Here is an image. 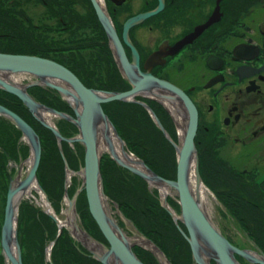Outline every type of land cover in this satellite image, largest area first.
Returning <instances> with one entry per match:
<instances>
[{
	"label": "flooded vegetation",
	"instance_id": "obj_1",
	"mask_svg": "<svg viewBox=\"0 0 264 264\" xmlns=\"http://www.w3.org/2000/svg\"><path fill=\"white\" fill-rule=\"evenodd\" d=\"M25 1H16L18 21L33 24L41 49L28 55L63 66L91 90L98 89L95 80L119 83L121 92L132 82L143 84L123 102L125 112L128 104L141 106L161 136L173 140L169 169L176 168L177 146L194 119L195 179L197 171L217 210L233 224L234 237L221 234L236 250L264 263V0H95L103 18L92 0ZM146 76L177 88L186 103L169 87L143 81ZM31 87L48 92L49 101L64 102L72 115L63 112L75 115L67 98L75 95L70 85L66 95L41 83L25 87L27 93ZM10 95L0 88V105L12 111ZM125 117L128 121V111ZM14 135L13 123L0 114V228L9 186L18 178L5 168L16 164ZM181 230L184 243L179 236L167 237L163 249L157 246L167 252V264H218L200 241L197 261L183 224ZM133 247L143 264H160L150 247ZM232 254L235 264H263Z\"/></svg>",
	"mask_w": 264,
	"mask_h": 264
},
{
	"label": "water",
	"instance_id": "obj_2",
	"mask_svg": "<svg viewBox=\"0 0 264 264\" xmlns=\"http://www.w3.org/2000/svg\"><path fill=\"white\" fill-rule=\"evenodd\" d=\"M95 5V0H92ZM99 15L103 18L100 10ZM6 78L3 77L4 74ZM17 73H29L31 77L36 80L32 83H28L26 85H15L9 76H14ZM64 80L66 81L70 87L73 88L75 95L71 96L75 98L76 109H75V117L71 118L65 113L58 112L57 110L47 108L46 106L37 103L33 100L29 94H27L25 87L32 84H44L49 88H55L63 95L69 94V92L63 88L61 85L54 84V81ZM147 82L152 80L153 82L164 86L169 87L171 91L179 94L182 97L183 101L186 103V97L184 94L179 91L177 88L173 86H168L160 80H153L150 76H146L142 79ZM132 88L126 92H100L96 90H91L84 87L83 84L70 73L66 68L61 65L56 64L51 60H47L41 57H35L31 55H21V54H9V53H1L0 52V88L8 91L10 94L19 98L25 105L28 111L34 116V118L41 122V124L47 128L50 132H53L56 137V142L60 149L61 141H66L68 143H74V141L80 142L84 148V168L82 174L84 176L83 184H84V193L86 195V202L88 206V211L90 216L95 221V224L101 231L103 237L106 239L108 243V251L97 260L102 264H110L109 257H113L117 263L120 264H142L132 253L131 247L123 235L122 231L116 226L111 217L108 216L107 210H105L102 205V197L105 198V195L102 191L101 178L99 173V158L100 154L97 150V140H96V122L97 120H103L106 124L109 125L108 119L103 113L101 108V104H105L107 102H112L115 100L126 101L128 97L132 98L136 96L137 92L142 89L141 83H131ZM136 102V101H135ZM139 103V101H137ZM136 102V103H137ZM144 106V104H142ZM78 106V109H77ZM146 109L147 106H144ZM81 108V109H80ZM40 111H46L48 113H53L60 119H65L70 121L72 124L74 123L79 130V135L77 138L68 139L62 137L54 126H50L47 122L43 121V119L39 116ZM0 114L4 115L8 118L13 124L23 133L27 142L30 146V152L32 154V162L31 168L29 169L26 177L16 186L9 187V191L6 196V206H5V214L3 218V225L1 228V246L3 252L7 254L10 259L11 264H22L21 257L19 252L18 243L16 242V231L13 228V222L16 223L14 217V208L17 203H15V207L13 205L14 196L20 192L23 188L28 186L35 179V172L38 168V163L40 160V144L38 143V137L35 132H33L32 128L24 122V120L14 112L5 109L0 105ZM157 122V121H156ZM190 127L186 131L183 136L181 149H178L177 152V164H176V177L173 181L167 180L156 175L152 170L150 171L146 165L140 160L139 164L142 165L143 169L146 171H139L130 165H127L123 161H120L119 158L116 157L111 148H108L111 157L114 161L117 162L121 167L126 169L127 171H131L136 174L140 178L144 179L146 182L151 184L152 182H157L161 185H165L167 187L175 189L178 194V201L180 206V220L187 228L189 236L186 237L189 244L191 245L192 253L194 258L199 261V244L197 241V237L204 240V244H206L207 248L211 250L210 254L215 258L218 264H235L233 259L232 252H237L245 257L251 259L252 261H258L263 263L256 258L250 257L244 251L236 250L231 244L227 243L221 233H219L213 224L206 217L205 213L202 211L199 202L194 198L192 192L188 185L187 175H188V164L190 161V156L194 150L193 147V134L195 131V121L192 119L189 123ZM157 126L160 125L157 122ZM162 128V127H161ZM163 129V128H162ZM172 144H174L172 142ZM196 179L197 182H200V179L197 177L196 171ZM154 183V184H155ZM76 195V194H75ZM72 198L73 200L76 196ZM71 199V200H72ZM55 222L57 221L51 215H49ZM60 231L61 229L58 228ZM13 238V242H15V253L16 257H12L9 254L7 247V240ZM264 264V263H263Z\"/></svg>",
	"mask_w": 264,
	"mask_h": 264
},
{
	"label": "trees",
	"instance_id": "obj_3",
	"mask_svg": "<svg viewBox=\"0 0 264 264\" xmlns=\"http://www.w3.org/2000/svg\"><path fill=\"white\" fill-rule=\"evenodd\" d=\"M16 1L17 0H0V30L4 32L3 35H0V52L37 55V50L41 49L38 48V45H35L36 38L33 35V24L30 22L26 23V21L24 25L19 23L18 14H16ZM25 2H27V5L30 3L29 0H26ZM23 26H25V28ZM47 44L49 45V40H47ZM77 71L80 72L79 69ZM95 83H98V86L96 87L100 90L105 89L115 91L119 89V83L116 82L111 85H107L101 80H95ZM28 89L30 95L35 100L39 102L41 101L46 106L59 111H62V109L64 110V108L67 109L66 104L62 101H49L50 94L45 92L43 89L36 87ZM1 94L3 95V93ZM44 94H46L47 97H45ZM10 101L11 110L19 114L29 125H31L39 136L42 156L37 170V176L38 179L41 180L43 179L41 177L42 167L44 166L43 162H45L46 159L50 160L53 156L57 155L56 159L58 160V163H61V158L56 144L57 142H55L54 135L50 134L51 132H49V130L44 128L31 117L30 113H28L20 100H17L14 96L10 95ZM128 106L129 109H131V114L128 111V121L126 117H124L125 104L123 102L115 101L107 103L103 105L102 108L104 113H106L107 117L112 122L114 129H116L120 138L124 140L126 148L131 150L136 157L143 160L150 170H153L161 177L170 178L169 174L166 173L172 170L169 169L166 164H170L171 160L173 161V148H171L170 144L164 139V137L161 136L157 128L154 127L150 117L147 116L146 111L141 106L134 104H128ZM66 112L72 115L70 110L67 109ZM122 112H124V118H122ZM59 123L60 126L58 127V131H60L62 136L69 137L78 132L74 125L64 120ZM13 133L16 135L15 138H18L17 134L20 133L16 129H14ZM64 147L65 149L68 147L66 142L62 143V151ZM99 162V172L101 173L103 193L108 199L112 200L115 205H117L121 214L124 215V217L142 236H146L153 244L162 249L166 243L170 242L165 240L167 237L172 238L179 236L180 241L184 243V240L179 234L176 226L173 224L169 213L161 207L158 201L157 192L151 193L148 191L147 182L132 172H128L123 169L119 165L117 166V164L108 155L101 157ZM169 202L173 205L171 201ZM80 212L86 228H91V224L96 227L92 217L89 215L86 201L84 208L82 207ZM25 218H27V216H25ZM43 218L49 220L50 227H55L50 218L45 216H43ZM22 219L23 215L20 214L17 219V237L21 246L22 263L27 264L25 256L26 252H24V248L29 253L32 248L31 241L38 238V242L40 244L39 251L42 252L44 245L43 239H45L48 229L46 228L43 230L40 223L36 221L34 224V230H32L30 222V225L25 228L26 231H22ZM96 229L99 232L98 227H96ZM55 233L56 231L54 229V234L51 237L52 240L55 238ZM99 234L101 235L100 232ZM66 236L67 233L63 231L57 237V241L51 249V262L53 264H100L91 257L89 258L85 251L80 249V247L78 248L71 238H67L65 249L64 243ZM163 251L166 252L165 250ZM62 253L70 254L71 259L68 255L67 258L64 257ZM39 256L43 257V252ZM38 262L39 264H44L41 261V258Z\"/></svg>",
	"mask_w": 264,
	"mask_h": 264
},
{
	"label": "rangeland",
	"instance_id": "obj_4",
	"mask_svg": "<svg viewBox=\"0 0 264 264\" xmlns=\"http://www.w3.org/2000/svg\"><path fill=\"white\" fill-rule=\"evenodd\" d=\"M3 34H4V32L2 30H0V35H3ZM18 78L20 81V82H18L19 84H24V83L28 82L29 80H33V78L30 75L28 76V75H24V74L19 76ZM54 110H56V109H54ZM66 110L67 109L64 108V110L62 109V112L63 111L66 112ZM130 110L131 109H127L126 112L129 111L131 114ZM57 111L60 112L59 110H57ZM123 114H124V112H122V118L125 117V114H124V117H123ZM52 116L53 117H51V119H50V121H52V123L50 125L58 128L60 126L59 118L55 115H52ZM7 134L10 135L9 132ZM50 134H53V133H50ZM78 135L79 134H75L73 137L69 136L68 138L74 139V137L77 138ZM15 137H16V135H14V144H16L15 145L16 164L15 163L13 164L10 162V164L5 165V168L8 171L12 170L13 174H15L17 172V177H21L23 175H24V177H26L25 175L27 174V171H28L27 168L28 167L25 164H26V161L30 160V158L32 157L31 156L32 154H31L30 148H29V143L21 134H17L18 138H15ZM121 147H122V150H124L122 144H121ZM171 148H172V146H171ZM63 151H64V153H66L65 156H63V158L65 157L67 159L68 163H70L69 168L72 169L73 172L83 171V168H84L83 146L81 144H77V143H74V144L69 143L67 149H65V147H64ZM63 151H62V153H63ZM107 151H108V149L107 150H99L100 156L105 157V156L109 155V153H108L109 151L108 152ZM54 155H55V153H54ZM56 156L57 155L53 156V158H51L50 160L46 159L45 162H43L44 166L42 167V172H41V177L43 179L39 180L38 176H37L38 171L36 172L35 181H36V184L39 188V191H34L32 196L22 197V199L16 205V208L18 209V211H17V214L15 215V220L18 219L19 211H20V214L23 215V219H22L23 220V223H22L23 229H22V231H26L25 228H27L30 225V222L32 225V230H34V228H35L34 224L36 223V221H38L40 223V226H42L43 230H45L46 228L48 229L47 233H46V237H45V239H43L44 240L43 251H42L43 257L39 256V255H41L42 252L39 251L40 244L38 242V238H35L32 241L30 240L32 242V248H31V251H29V253L24 248V252H26L25 256H26V263L27 264H34V263L40 261V258H41V261L45 264V262H44L45 258L49 259V253H47V248L50 247L49 245L52 241L51 237L54 234V229L56 231L55 235H57L59 233V232H57L58 231L57 222L54 223L53 220L50 218L55 225V227L52 228V227H50L49 220H47L46 218H43V216L49 218V215L51 213L45 207H43L41 195L46 200V205L48 207L50 206L49 207L50 211L52 213H54L58 218L62 219L63 217H61V213H62L63 209L65 208L64 199L66 197H68L70 199L69 196L74 197V195L76 194L75 195L76 198L74 199V203L76 202L75 203L76 207H75V211H74V217H76L77 227L66 228V227L62 226V229L65 230L67 233V236L65 237L66 240L64 243L65 249H66L67 238H69V239L71 238L72 240H74V242L77 246H80L82 248V250H85L89 255H92V257H94L95 259H97L99 257L101 258L105 254V252L108 250L106 241L104 240V238L101 237V235L97 231L96 227H94L92 224H91V226H90L91 228H89V230L87 228L83 227V221H82L83 217H81L82 214L80 212V209L82 207L84 208L85 201H86L85 200L86 197L84 195L83 180L80 179L78 175H75L72 178L71 186H69V188H68V185L65 184V178H66L65 164H63V160L61 158L60 153H59V156L61 158V163L63 165L61 163H58ZM172 159H173V161L171 160V164L174 165V155H172ZM69 168H67V169H69ZM162 169H163V167H162ZM171 170L172 171H169L168 173H166V174H169V176H170L169 180H173L175 178L174 172L176 169L173 168ZM19 174L20 175L22 174V175L20 176ZM13 177H14V175H13ZM43 189L45 192L42 191ZM147 189L151 193L157 192L158 201L160 203L162 202L163 198L165 200V197H166V200L171 201L173 203V205L172 204L169 205L170 207L168 206L167 209H169L170 212L173 213V215L175 217H178V218L180 217V214L178 213L179 206H177L178 205V203H177V192L175 190H173L172 188L169 187V190H168L169 192L167 193V195H165V197L162 198L161 192H160L159 188L156 186V184L155 185L149 184ZM206 191L208 193V190H206ZM65 193L68 194V196L65 195ZM207 197H208V200L210 202V206L206 210V211H208L206 215L208 216L209 221L213 224L214 227H216V229L220 233H222V234L225 233L228 236V238L234 237V229H232L233 224L228 226V222H229V221H227L228 217L225 216L223 214V212H221L220 210H217L216 200H214L213 198H211L208 195H207ZM105 199H106V204L108 205V212L110 211L108 216L111 217L113 223L116 226H118L120 231H122L124 236L127 238V241L133 240L131 242L128 241L129 246L132 247L133 245H138L139 247L140 246L141 247L145 246L146 248L150 247L154 253H157L156 256L158 257V261L160 262V264H167V261L165 260V258L160 256L161 254L159 253L158 249L156 247L152 246L147 240H145V237L141 236L136 231L135 227L132 226L131 223L129 221H127L123 217V215L120 214L119 209L117 208L115 203L112 200L108 199L107 197H105ZM55 209L58 210L56 213H55ZM25 216H27V218H25ZM52 217L55 218L53 215H52ZM176 222L179 226L182 227L181 223H179L178 221H176ZM17 225H18V223L15 224V228ZM89 225H90V223H89ZM76 233H78V234H76ZM86 234L90 235L91 237H88ZM137 239H141V240H137ZM135 240H137V241H135ZM52 248H53V246L49 249H52ZM62 254L64 257L67 258L69 256V258L71 259L70 254H68V253L67 254L62 253ZM4 262H5V258H4ZM4 262H3V264H4ZM32 262H34V263H32ZM5 264H7V263H5ZM36 264H39V262Z\"/></svg>",
	"mask_w": 264,
	"mask_h": 264
},
{
	"label": "bare ground",
	"instance_id": "obj_5",
	"mask_svg": "<svg viewBox=\"0 0 264 264\" xmlns=\"http://www.w3.org/2000/svg\"><path fill=\"white\" fill-rule=\"evenodd\" d=\"M23 74L24 75H28V76L30 75L29 73H17L14 76L10 77V79L13 81V83L15 85H17L18 82H20L18 77L21 76V75H23ZM61 84H62L63 88H66L68 90V92L71 93V91L69 90L70 87H68L69 84L66 81L62 80V83ZM67 98H68V101H69V103L71 105L72 104L75 105L74 106V109H76L75 100L73 98H71L70 96H67ZM77 109H78V106H77ZM52 115H54V114L53 113H48L46 111H40V115L39 116L43 119V121L47 122L50 125L52 123V121H50L51 117H53ZM95 130H96V140H97V150L98 151L99 150H107L110 147L111 150L116 155V157L120 159V161H123L127 165H130L131 167H133V168H135V169H137L139 171L146 172L143 169L142 165L139 164V161L132 154L130 155V154H128V152L127 153H124L123 152L122 147H121V142L119 141V139L116 138L113 129H111L108 124H106V126H105V122L103 120H97L96 126H95ZM177 148L178 149H181L180 146H177ZM193 161H194V159L192 158L190 160L189 164H188V169H189L188 170V175H187L188 185H189V188H190V190L192 192V195L199 202L202 211L206 215L207 212H208L206 210L210 206V202H209L208 197H207L208 193H207L206 189H204L203 185L200 182H197V179H195V174H194V169H193ZM30 163H31V158H30V160H27L26 161V164L25 165H27V167H28V168L26 167L27 169H29ZM65 173H66L65 184L68 185V188H69V186H71V184H72V178L75 175H78L79 178L82 179V180L84 179V176L82 174V171L73 172L70 169H66ZM24 178H25L24 175L21 176V177H18L16 180H14V182L12 184V187L18 185ZM153 183H155V182H152L151 185ZM155 184L159 188V190L161 192L162 198L165 197V195H167V193L169 192L168 191L169 188L167 186L161 185V184H159L157 182ZM34 191H39V188H38L35 180H33L32 183H30L28 186H26L25 188H23L20 192H18L13 197L14 198V200H13L14 207H15V203L18 202V201H20L22 199V197H24V196H32V194H33ZM41 199H42L43 207H45L57 219V223H58V225L60 227H62V226L66 227V228H69V227L70 228L71 227L72 228H75V227H77L76 217H74V200L73 199H72V201L68 197H66L64 199V206H65V208L63 209V211L61 213V217H63L62 219L58 218L54 213H52L50 211V208H49L50 206L48 207L46 205V200L44 199V197H42V195H41ZM102 205L104 206L105 210H107V212H108V205L106 204V199L104 197H102ZM109 212H108V214H109ZM13 228H14V222H13ZM76 234H78V233H76ZM12 236L13 235H11V238L9 240H7V242H8L7 243V247H8L9 254L14 258V257L17 256V254L15 253V250H16V248H15V242H13ZM137 240H141V239H137ZM137 240H135V241H137ZM128 241L131 242L133 240H128ZM197 241H200L201 243L204 244V240L201 239L199 237V235L197 237ZM198 244H200V243H198ZM200 246H201V248H203L204 251H207L208 253H209V251H211L209 248H207V247L205 248V246L202 245V244ZM49 248L50 247L47 248V253L50 252L49 251ZM200 252H201V250H200ZM252 254H254L255 257H259L254 252ZM4 258H5V263L11 264L10 259L7 256V254L4 255ZM109 259L111 261V264L112 263L113 264L117 263L116 260L113 259V257H111V258L109 257Z\"/></svg>",
	"mask_w": 264,
	"mask_h": 264
}]
</instances>
